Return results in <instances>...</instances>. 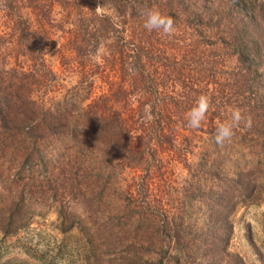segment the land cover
<instances>
[{"label": "trees", "instance_id": "16d2710c", "mask_svg": "<svg viewBox=\"0 0 264 264\" xmlns=\"http://www.w3.org/2000/svg\"><path fill=\"white\" fill-rule=\"evenodd\" d=\"M149 9L173 18V35L144 27ZM53 29L65 32L79 57L73 102L48 96L56 73L45 45ZM97 54L115 63L117 79H104L107 86L95 93L87 77L99 68ZM9 55L17 64L6 66ZM202 93L211 94L212 107L199 130L215 137L229 109L239 107L251 127L241 125L232 138L264 153V0H0V168H35L46 143L53 154L41 157L42 166L66 192L76 177L85 181L82 187L92 177L97 184L100 169L112 160L143 170L147 194L130 197L119 211L99 215L110 205L102 186L83 196L91 201L93 216L87 218L92 216L99 264H244L229 248L230 217L255 196L264 155L233 174L223 170V154L203 157L194 169L185 163L199 174L187 180L189 194L208 183L198 193L208 200L206 223L198 227L182 211L173 218L158 211L148 190L164 166L161 152L194 151L196 142L181 129L195 133L185 117ZM94 160L97 171L91 170ZM58 206L57 229L79 223L69 203ZM16 217L10 214L9 222Z\"/></svg>", "mask_w": 264, "mask_h": 264}, {"label": "rangeland", "instance_id": "374dc122", "mask_svg": "<svg viewBox=\"0 0 264 264\" xmlns=\"http://www.w3.org/2000/svg\"><path fill=\"white\" fill-rule=\"evenodd\" d=\"M54 16L60 20L61 13L56 12ZM9 46L6 50L11 52L12 48ZM98 53L100 55L101 48ZM99 55L97 54V58L95 56L90 58L89 62L96 58L99 68L97 72L93 70L94 75L89 74L87 77L93 81L95 93L100 87L107 86L104 79L113 81L117 79L115 63H112L111 59L105 63ZM78 58L67 41L65 32L53 29L45 45V59L56 73L52 83L54 90L48 91V96L55 98L65 96L70 102L75 100L77 95L73 94L72 90H75V85L78 86L80 77ZM231 63L232 60H229V64ZM14 64H17L15 57L7 56L6 66ZM103 70L105 74L100 76L99 71ZM83 88L84 83L80 89ZM78 105L81 106L82 103L78 102ZM188 129L183 128L181 131H185L191 140L196 142L194 151H181L180 154L170 150L161 152L164 166L160 173L154 175L148 190L152 192L151 196L158 211L161 208L172 218L174 215L177 217L178 212L182 211L187 221L197 220L198 227L206 223L208 201H203L206 199L205 196L198 193H202V189L204 186L207 187L208 183L198 184L194 194L188 193L187 180L199 175L193 170L197 161L203 157L210 161L217 154H223L225 155L223 170L233 174L241 167L254 165L264 153L253 150L237 138H232L230 144L225 142L221 147L214 142L213 135H208L198 128H193L195 132L193 134ZM44 147L40 161H37V166L33 169L26 165V169L18 170L17 163L12 165L4 163L0 168V225L16 229L14 233L4 234L0 228V264H99L98 248L93 246L95 242L89 230L93 216L91 201L85 202L83 196L89 198L92 188L100 189L102 186L108 195L110 205L103 208L99 215L103 217L112 211H119L121 204L128 203L130 197H138L137 200H140L139 198L144 196L143 191L147 194L143 170L135 171L112 160L100 169L101 176L96 179L97 184H93L92 177L91 185L82 187L85 181L82 178L78 181L79 178L76 177L71 190L66 192L59 184V180L57 182L56 179H51L46 168L42 166L44 162L41 157L48 159L53 154L52 146L45 143ZM185 163H189L193 169L187 171ZM93 166L91 170L97 171L95 160ZM258 183L255 196L251 200L239 203L230 217L233 232L229 248L241 255L244 264H264V173L261 174ZM62 202L69 203L70 208L80 216L79 223L65 232L57 229L56 211ZM12 213L15 217L22 215V218L16 217V220L10 223L9 217ZM87 215L92 216L87 218ZM159 219L161 223L162 220ZM18 224L20 227L17 228ZM126 237L128 240L131 239L130 233ZM94 240L97 241L96 238ZM170 251L171 254L176 253L172 248Z\"/></svg>", "mask_w": 264, "mask_h": 264}, {"label": "clouds", "instance_id": "9594fccd", "mask_svg": "<svg viewBox=\"0 0 264 264\" xmlns=\"http://www.w3.org/2000/svg\"><path fill=\"white\" fill-rule=\"evenodd\" d=\"M144 27L149 31H156L165 36H171L175 32V21L171 16L163 14L158 9H149L145 13ZM212 107V96L202 93L197 98L196 104L187 113L185 120L191 128H199L208 111ZM251 127V118L247 117L239 107L229 109L227 118L218 124L215 132V142L218 146H223L225 142H230L235 131L241 126Z\"/></svg>", "mask_w": 264, "mask_h": 264}]
</instances>
